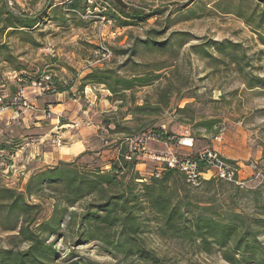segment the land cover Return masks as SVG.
<instances>
[{"label":"rangeland","instance_id":"374dc122","mask_svg":"<svg viewBox=\"0 0 264 264\" xmlns=\"http://www.w3.org/2000/svg\"><path fill=\"white\" fill-rule=\"evenodd\" d=\"M71 1L0 0V7L5 4L15 15L38 19L36 29L28 34L14 31L0 40L11 57L7 63L0 54V147H4L0 151V190L23 194L27 204L41 207L39 221L48 219L55 199L49 192L40 200L28 197V180L60 163L109 169L116 144L125 137L111 133L117 121L134 132L132 145L143 143L136 167L143 178L161 167L159 158L214 151L239 167L243 184L238 187L247 195L237 200L238 209L257 213L252 193L264 190V88L249 89L247 82L250 77L264 80L263 6L257 0H80L72 11L68 8ZM112 1L145 17L127 26L109 21L106 17L114 14ZM219 45L224 46L221 51ZM232 45L237 47L235 56L243 57L239 65L232 59ZM101 48L110 55H103ZM203 49L208 56H203ZM14 65L27 76L48 75L75 83L61 97L26 88L22 96L29 108L1 110L14 99L10 97ZM92 71L112 78H156L135 88L133 94L126 92L120 102L105 85L84 80ZM57 104L62 106L52 109ZM142 105L150 115L131 118L133 107ZM17 110L20 115L12 120ZM211 120L216 121L212 132L199 126ZM152 129L170 133L171 142L142 141L141 134ZM56 137L62 139L61 147L52 146ZM190 140V148L181 145ZM195 189L200 194L206 190L203 186ZM225 191L218 193L223 207L232 195ZM260 196L264 199V193ZM72 210L79 211V206ZM5 215V211L0 215V249L16 242L10 239L16 232L3 231ZM143 237L148 248L171 264H228L217 248L204 254L195 246L159 235L154 227ZM259 241L264 246V232ZM47 244L55 249L56 264L119 261L95 243L75 247L69 239L51 237ZM26 248V244L19 245V249Z\"/></svg>","mask_w":264,"mask_h":264},{"label":"trees","instance_id":"16d2710c","mask_svg":"<svg viewBox=\"0 0 264 264\" xmlns=\"http://www.w3.org/2000/svg\"><path fill=\"white\" fill-rule=\"evenodd\" d=\"M257 1L264 8V0ZM80 2L73 0L68 8L75 11ZM112 4L114 14H110L106 19L117 22L120 26L135 25L145 17L135 9H123L118 2L112 1ZM82 12L84 14L86 10ZM245 22L250 23L249 18H246ZM37 25L38 19L15 15L5 4L1 5L0 40L14 31L28 34L27 32L36 29ZM260 40L264 44V38L260 37ZM152 43L156 44L154 41ZM223 47L219 45L218 50L221 51ZM236 48V45H232L234 56ZM201 53L204 57L208 56L205 49ZM0 54L5 56L4 62H10L9 48L1 41ZM234 58L232 56L238 65L243 59L236 56ZM12 71L17 78L11 85V98H14L20 89L29 87L33 82H40L43 77L48 76L24 75L17 65L13 66ZM49 78L48 86L53 94H66L75 83L58 81L50 76ZM155 78H112L105 73L92 71L84 80L93 79L105 85L106 89L112 95L118 96V100L122 102L126 92L133 94L135 88L147 86ZM84 86L81 85L80 89ZM247 87L264 88V80L250 77ZM109 101L113 102L112 99ZM133 108L129 114L131 118L150 115L144 105ZM112 124L114 129L111 133H119L125 137L116 144V157L109 161V169H89L87 166H77L73 163H60L28 180L25 185L28 197L40 200L45 192H49L55 199L48 219L39 221L41 207L27 204L23 194L8 189L0 190V215L3 211L6 212L1 226L4 232H16V235L10 238L12 242L16 241L14 245L8 249H0V264H56L55 249L52 244H47L51 237L69 239L75 247L95 243L100 251L119 258L116 264H171L146 246L143 236L149 234L151 227H154L159 235L180 241L189 247L195 246L204 254H210L217 248L228 264H264V246L259 241V235L264 232V199L260 196L264 190L259 188L252 193L257 213L249 214L238 209L237 200L239 197H245L247 193L234 184L210 178L193 186L176 167L170 168L164 162L145 179L136 170L139 165V148L143 147V143L136 141L135 145H132L134 132L122 127L117 121ZM200 124L199 126L210 133L216 121ZM171 137L170 133L161 129H152L141 134L142 141L153 139L165 144L171 142ZM3 149L4 147H0V151ZM198 154L186 157L195 160ZM178 159L182 160L183 157ZM198 164L201 172L208 170L203 162L198 161ZM200 186L206 188L202 194L195 192V188ZM211 187L215 188L214 192L205 195L210 192ZM220 190L222 193H225V190L232 192L226 207L218 201ZM78 206L79 211L72 210ZM152 223L154 225H151ZM25 244L26 249H19V245ZM71 264L84 262L80 260Z\"/></svg>","mask_w":264,"mask_h":264},{"label":"built area","instance_id":"2783aa9c","mask_svg":"<svg viewBox=\"0 0 264 264\" xmlns=\"http://www.w3.org/2000/svg\"><path fill=\"white\" fill-rule=\"evenodd\" d=\"M111 35H114L112 33ZM104 54L110 55V52L106 49L101 48ZM15 75V74H14ZM14 78L16 79L17 76L15 75ZM50 78L49 76H45L42 78L40 82H33L29 87H34L38 93H50V86H48ZM20 80H18L19 82ZM26 87V88H29ZM20 89V91L16 94L14 99L11 101L10 104H6L3 109H8L10 106H18V110L22 108H29V105L26 99L22 96L24 89ZM15 111L13 116L11 117L12 120H16L20 113L19 111ZM218 139V138H216ZM62 139L60 137H56L51 141L53 147H61ZM192 141L190 140L189 143H182V146L191 147ZM161 162L166 163L170 168H177L180 172H182L186 178V181L193 186H197L199 181L201 180H208L210 178H215L221 180L226 183H231L236 186H241L243 183L239 178V167L236 163H233L227 159H223L215 153L214 151H204L198 154L197 159H190L188 157H183L182 160H179L178 157L169 155L163 158H159ZM198 161L204 163L208 170L206 172H201L198 169ZM207 176V177H206Z\"/></svg>","mask_w":264,"mask_h":264},{"label":"crops","instance_id":"0c3cea01","mask_svg":"<svg viewBox=\"0 0 264 264\" xmlns=\"http://www.w3.org/2000/svg\"><path fill=\"white\" fill-rule=\"evenodd\" d=\"M56 95H58V97H61V96L64 95V94H56ZM55 101L58 102V99H56ZM60 106H62V104H57V105L54 106V108H52V109H55V108L60 107Z\"/></svg>","mask_w":264,"mask_h":264}]
</instances>
